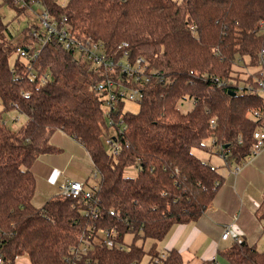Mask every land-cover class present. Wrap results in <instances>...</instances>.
I'll return each mask as SVG.
<instances>
[{"label": "trees", "instance_id": "trees-1", "mask_svg": "<svg viewBox=\"0 0 264 264\" xmlns=\"http://www.w3.org/2000/svg\"><path fill=\"white\" fill-rule=\"evenodd\" d=\"M2 1L19 12L38 4L59 28L102 42L110 51L126 41L131 57H142L162 78L145 88L137 112L121 104L114 115L124 124L112 127L105 93L97 88L104 69L65 48L57 36L44 42V25V30L32 23L12 33L0 14L3 264H14L24 254L32 264H85L86 259L138 264L146 255H158L159 242L176 224L197 220L223 181L217 166L197 156L194 148L215 150L233 167L251 153L255 130L264 128L261 69L243 78L235 68L264 63V0ZM22 48L29 49L27 61L21 59ZM186 98L193 106L184 111L180 103ZM13 109L29 118L17 130L4 116ZM56 129L78 139L99 171L94 200L57 194L41 207L33 203V167L41 154L56 151L49 140ZM112 129L118 153L104 143ZM129 167L136 168L135 175L126 174ZM107 230L116 231L119 246L99 242ZM127 234L133 236L130 244ZM220 253L227 264H264V250L246 241ZM163 264L185 263L172 248Z\"/></svg>", "mask_w": 264, "mask_h": 264}, {"label": "crops", "instance_id": "crops-1", "mask_svg": "<svg viewBox=\"0 0 264 264\" xmlns=\"http://www.w3.org/2000/svg\"><path fill=\"white\" fill-rule=\"evenodd\" d=\"M1 106L3 108L2 102ZM11 111L20 113L16 109L8 112ZM21 114L25 115V125L28 115ZM57 134H62L67 140L64 149L68 151V158L63 168L59 166L58 160L65 152L62 153L63 149L59 147L60 140L55 138ZM49 140L52 145L55 144L56 151L41 154L33 167L37 178L33 203L37 207L43 206L52 196L61 194L64 183L80 179L70 176L66 171L74 158L85 154L88 162L94 165L85 146L64 130H54L49 134ZM220 156L226 164V158ZM236 166L226 165L223 181L210 207L197 220L176 224L164 238L166 244L163 249H178L185 264H209L212 259L217 262L220 251L236 241H246L264 250V149L238 171H234ZM84 177L81 176L80 180H84ZM227 226H231V233L224 239L222 234Z\"/></svg>", "mask_w": 264, "mask_h": 264}, {"label": "built area", "instance_id": "built-area-1", "mask_svg": "<svg viewBox=\"0 0 264 264\" xmlns=\"http://www.w3.org/2000/svg\"><path fill=\"white\" fill-rule=\"evenodd\" d=\"M65 0H63L64 2ZM15 3L25 5L23 0H14ZM41 14L43 25L46 27L47 36L44 42L52 40L55 36L59 38L60 43L67 49H73L78 52L80 58H83L91 65L102 67L105 71V78L97 85V88L104 91L105 96V111L109 118V124L114 127L117 123L124 124L123 119L119 116V121L115 120L116 112L121 104H125L127 100L141 102L145 97V88L153 81L154 78L162 79L160 71L150 69L149 63L142 57L132 58L128 50L129 43L123 41L117 46L115 51H110L102 42L93 41L90 39H82L75 37L72 31L68 28H59L55 23H52L47 10H43ZM27 48L20 49L22 56L28 57ZM264 53V49L262 51ZM38 55V50L30 55L35 58ZM264 65V63H263ZM261 65V75L259 86L264 91V66ZM48 76V73L46 77ZM214 122V120H212ZM122 128H126L123 126ZM255 143L252 146L251 153L246 157L244 162L237 165L234 171H238L242 165L251 162L256 155L264 149V128L259 127L254 132ZM106 141L110 145L109 150L113 153L119 152V144L112 135L106 136ZM224 156V155H222ZM225 157V156H224ZM213 169L215 167H212ZM99 171H95L94 178H98ZM87 181H69L62 185L61 194L70 197L83 196L86 199L94 200L95 189L98 184L87 187ZM96 213V212H95ZM231 233V226H227L222 234V238L227 239ZM116 231L107 230L103 233V239L99 242L106 243L108 246L120 245L115 241ZM93 235H89L87 241L82 245V250L86 252L89 249L90 239ZM168 257V250L161 249L158 255L148 258L145 264H163ZM142 261L138 264H141ZM0 264H3V259L0 256ZM77 264H82L78 262ZM85 264H96L86 259Z\"/></svg>", "mask_w": 264, "mask_h": 264}, {"label": "rangeland", "instance_id": "rangeland-1", "mask_svg": "<svg viewBox=\"0 0 264 264\" xmlns=\"http://www.w3.org/2000/svg\"><path fill=\"white\" fill-rule=\"evenodd\" d=\"M1 4H0V14L4 20L5 23L9 24V29L12 33H18L21 32L26 26L30 25V24H35L36 26H39L40 29L44 30V26H43V21H42V17L41 14L42 9L38 4H34L31 7H27L24 11L19 12L17 10L16 7L11 6V4H9L8 2H3L2 0H0ZM17 52L13 53L10 56V61L12 64H14L15 59L17 57ZM21 59L23 60H28V57L26 56H22ZM235 68L236 70H242L241 71V76H243V78L247 77L249 74L255 72L256 70L260 69L261 66L259 65H241L239 64H235ZM241 83V82H240ZM263 95H264V91L260 88L259 90ZM1 101V99H0ZM193 106V100L191 98H186L183 99L180 103V108L184 111H187L189 109H191V107ZM125 110H130L133 112H137L140 108V103L138 101H132V100H127L125 103ZM2 106H1V102H0V110H2ZM5 121L8 123V125L17 130L21 127V125H23L26 121L25 115L15 112V111H11V112H6L5 113ZM109 121V118H107ZM114 129H112L111 131V135L113 134ZM64 134V133H63ZM66 135V134H64ZM58 137L57 139L60 140L59 142V147L62 148V153L65 152V155L63 154L62 156H60V159L58 160L59 162V166H61L62 168L65 166L66 162H67V156L66 153L68 152L67 149L64 147L66 146V138L64 139V136H62V134H57L55 136V138ZM69 138V137H67ZM210 146L212 145V139L208 138L206 141ZM104 143L106 144L107 149L110 148V145L107 143L106 141V136L104 137ZM55 145V144H53ZM214 149H216V147H214ZM194 153L199 156L201 159L215 165L218 166V170L220 173L224 174L225 173V168H226V164H225V160L220 156V153L216 152L214 150V152L211 151H207L201 148H194ZM84 157V159L82 157ZM88 156H86L85 154H81L80 157L78 158H74V160L72 161V163L70 164V166L67 165V169L66 171L68 172V174L72 177H77L81 179V176H85L84 178L87 180L88 185L89 186H93L96 185L100 182V175L98 176V178H94V173L95 171H97V169L95 168V166L93 164H91V162H88ZM126 174L127 175H135L136 174V168L135 167H129L126 169ZM227 176V175H226ZM76 180V181H85L84 180ZM87 185V187H89ZM38 191V190H37ZM40 193V192H39ZM125 241L127 244H130L133 241V236L132 234H127L125 236ZM141 242V241H139ZM166 241L162 240L159 242V248L160 250L164 248V244ZM145 243V248L148 250L152 244V240L148 239L146 240ZM261 249L263 247H260ZM218 260L217 262L212 259L209 264H226L227 260L225 259V257L223 256L222 253L218 254ZM149 258V255H146L141 264H145L147 262ZM14 264H32L29 256L27 254L21 255L19 256Z\"/></svg>", "mask_w": 264, "mask_h": 264}]
</instances>
